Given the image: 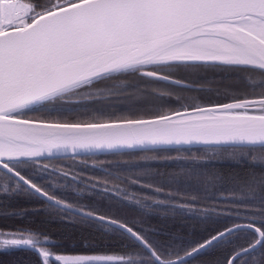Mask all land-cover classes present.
<instances>
[{"label": "snow or ice", "instance_id": "1", "mask_svg": "<svg viewBox=\"0 0 264 264\" xmlns=\"http://www.w3.org/2000/svg\"><path fill=\"white\" fill-rule=\"evenodd\" d=\"M202 71L232 86L199 102L156 86L213 91L189 79ZM122 96L140 101L131 114L112 111ZM82 101L104 107L85 118L37 115ZM137 151L122 161L141 165L134 173L103 169L125 187L76 167ZM57 156L71 162L52 164ZM171 161L188 166H143ZM222 161L238 168L214 167ZM57 177L106 203L69 202ZM18 194L105 237L0 226V254L31 252L33 264H206L216 251L212 264H264V0H0V195ZM27 213L0 208L4 218ZM0 264L19 262L0 255Z\"/></svg>", "mask_w": 264, "mask_h": 264}, {"label": "trees", "instance_id": "2", "mask_svg": "<svg viewBox=\"0 0 264 264\" xmlns=\"http://www.w3.org/2000/svg\"><path fill=\"white\" fill-rule=\"evenodd\" d=\"M189 79L193 80L197 84H205L207 88L212 89L213 91H205V92H196L193 90L189 89H182L179 88L175 85H169L164 82H159L156 86L161 90V91H171L175 94H179L185 98H189L188 102H192L194 99L195 101L199 102L201 100H208L212 99L214 97V91L216 89H225V88H230L231 82L229 79L225 78L223 73H212V72H201L195 76L189 77ZM131 96H122L119 97L118 99L115 100H121L125 98H130ZM94 104L95 107H104L103 103L100 102H90V101H82L80 104L89 105V104ZM107 103V102H105ZM123 104H119L118 107L112 108V111L115 112L117 115L118 110H123V113L120 115H128L131 114L132 112L135 111V105L140 103V101H137L136 99H131L129 101H122ZM160 103H171L169 101H160ZM80 104H75L80 105ZM116 104V103H112ZM93 108L90 106H87L84 108V116H74L73 118H85L87 113L92 110ZM107 110V109H106ZM38 115V114H37ZM43 117H49L46 115H39ZM194 152L201 153L203 151L201 146H193L191 149ZM112 153H96L94 156L88 155L85 156L84 159L88 160L89 162H92L93 160L97 162H101L105 158H109V155ZM144 153L137 151L136 153L128 154L122 156L120 158L121 160L119 162H116L111 165V167L107 166V162L105 161L102 165L108 168H112L113 170L117 172H123L124 169L128 168L131 170L130 173H125L123 176L129 175L134 173L138 167L141 165H133V164H123L122 161L124 160H132V159H138L139 156L143 155ZM151 155L152 153H148ZM169 154L171 155H176V151L174 149L169 150ZM116 155V154H114ZM57 157L53 158L51 163L53 164L54 160H56ZM60 159H68L66 157H62ZM70 160V159H69ZM144 166V165H143ZM147 167H152L156 168L160 171H165V172H175L179 171L182 168H185L188 166V163L185 161H171L168 163H150L146 165ZM209 167H213L212 165H209ZM214 167H219L225 171H231L235 170L238 168L237 165H234L230 161H222L219 164L215 165ZM77 168H79L82 172H84V169L82 166L77 165ZM133 168H136V170H133ZM90 170V172L93 174L90 177L95 178L94 174L96 173H104L103 170L99 168H93V167H88L86 168ZM37 181L41 180H48V176H40L36 177ZM96 179V178H95ZM109 182L111 184L115 185H120L121 187H125L126 185L120 181L116 180L113 178H108ZM55 182H60L63 184L65 187L64 188H57L55 191L57 194H60L61 191L65 193V197L68 199L69 202L71 203H77L81 205L85 204H100L104 205L107 201V197L100 192H92L89 193L87 190H83L82 188L79 187V190L74 189L72 187V183L70 180L64 181L60 180V178H55ZM49 188L51 187L50 185L48 186ZM131 190V188L129 189ZM144 191L143 189H141ZM46 201L40 197H37L35 195H30V194H18V195H13L11 197L6 196V195H0V208H3L5 210H28V213L24 218H16V217H9V218H4L0 217V226L3 227H12L15 225L19 226H26L29 228L33 229H39L44 232H47L51 234L54 238H59L62 235L65 234H70L74 239H83V238H89L96 240L97 242L103 241L105 239L104 235L102 234V231H94L91 228H84L82 225L79 223V217H76L75 223H68L66 221H63L59 218H56L55 214L53 215H48L46 211ZM138 206H135V209ZM33 208H38L40 209L39 212L33 213L31 212V209ZM132 209V207L127 208L126 210L129 212ZM63 215V213H61ZM156 217L152 218V222L156 223L157 222ZM106 247L105 244L101 243L100 244V249H104ZM110 247H117V245L113 244L110 245ZM4 255L5 259H16L14 257H21L24 261L20 262V260H17L19 264H33L34 257L31 252H26V251H16L14 254H0ZM220 255L219 251L216 252H210L204 256V258L207 260V263H209V259L213 258L214 260Z\"/></svg>", "mask_w": 264, "mask_h": 264}, {"label": "rangeland", "instance_id": "3", "mask_svg": "<svg viewBox=\"0 0 264 264\" xmlns=\"http://www.w3.org/2000/svg\"><path fill=\"white\" fill-rule=\"evenodd\" d=\"M131 99H134L133 97H130L129 99L128 98H125V99H121V100H113L111 101L110 103H116V104H113V108L115 107H118L119 104H123L122 101H129ZM87 106H90L92 108H95L94 104H89V105H85L84 104H80V105H76V106H73L72 104H65V105H57V106H54L51 111H41L39 113H37L38 115H46V116H59L60 118H67V119H70V118H73L74 116H84V108L87 107ZM123 113V110H118L117 112V115H120ZM125 155H128V154H125ZM124 156V155H122ZM121 155H114V154H110L109 155V158H105L102 160V162H105V161H108L107 162V166L111 167L112 164L116 163V162H119L122 158ZM62 157H57L56 160H54L53 164L55 165H63L65 163H70L71 161L69 159H60ZM145 167H147L146 165H144ZM77 167V166H76ZM107 169L109 170L110 173L114 174V175H120V176H123L125 173H130L131 170L126 168L124 169L123 172H117L115 170H113L112 168H108ZM133 170H136V168H133ZM84 173H86L88 176H92L93 174L90 172V170L88 169H84ZM95 178L98 179V180H105V179H108V178H112V176H110L109 174L107 173H96L94 174ZM72 187L74 189H77L79 190V187L82 188V186H80L79 184H72ZM83 189V188H82ZM84 190V189H83ZM130 214H133V215H136V211L134 209V207H132V209L129 211ZM26 227V226H19V225H15V226H12V227ZM29 228V227H27ZM16 259L14 260H20V262H23L24 260L21 258V257H14Z\"/></svg>", "mask_w": 264, "mask_h": 264}, {"label": "flooded vegetation", "instance_id": "4", "mask_svg": "<svg viewBox=\"0 0 264 264\" xmlns=\"http://www.w3.org/2000/svg\"><path fill=\"white\" fill-rule=\"evenodd\" d=\"M202 261L206 262V264H212L214 259L213 258L209 259V263H207V260L204 257H202Z\"/></svg>", "mask_w": 264, "mask_h": 264}]
</instances>
